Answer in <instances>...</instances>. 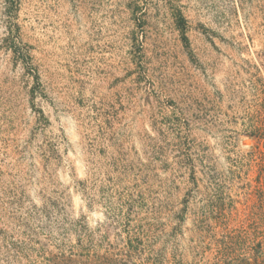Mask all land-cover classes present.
Wrapping results in <instances>:
<instances>
[{
    "label": "rangeland",
    "instance_id": "obj_1",
    "mask_svg": "<svg viewBox=\"0 0 264 264\" xmlns=\"http://www.w3.org/2000/svg\"><path fill=\"white\" fill-rule=\"evenodd\" d=\"M0 264H264V0H0Z\"/></svg>",
    "mask_w": 264,
    "mask_h": 264
},
{
    "label": "trees",
    "instance_id": "obj_2",
    "mask_svg": "<svg viewBox=\"0 0 264 264\" xmlns=\"http://www.w3.org/2000/svg\"><path fill=\"white\" fill-rule=\"evenodd\" d=\"M259 138H260V136H259Z\"/></svg>",
    "mask_w": 264,
    "mask_h": 264
}]
</instances>
